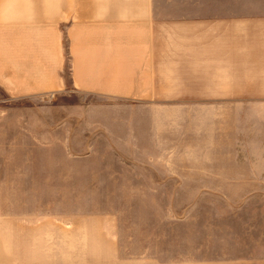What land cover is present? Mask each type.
<instances>
[{"label":"rangeland","instance_id":"1","mask_svg":"<svg viewBox=\"0 0 264 264\" xmlns=\"http://www.w3.org/2000/svg\"><path fill=\"white\" fill-rule=\"evenodd\" d=\"M260 112L0 90V264H264Z\"/></svg>","mask_w":264,"mask_h":264},{"label":"crops","instance_id":"2","mask_svg":"<svg viewBox=\"0 0 264 264\" xmlns=\"http://www.w3.org/2000/svg\"><path fill=\"white\" fill-rule=\"evenodd\" d=\"M68 88L149 109L264 110V0H0V90Z\"/></svg>","mask_w":264,"mask_h":264}]
</instances>
